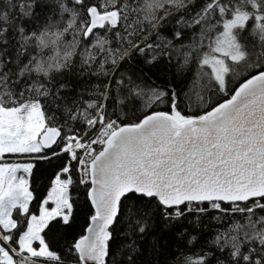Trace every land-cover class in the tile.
<instances>
[{
  "label": "snow or ice",
  "instance_id": "1",
  "mask_svg": "<svg viewBox=\"0 0 264 264\" xmlns=\"http://www.w3.org/2000/svg\"><path fill=\"white\" fill-rule=\"evenodd\" d=\"M0 264H264V0H0Z\"/></svg>",
  "mask_w": 264,
  "mask_h": 264
}]
</instances>
